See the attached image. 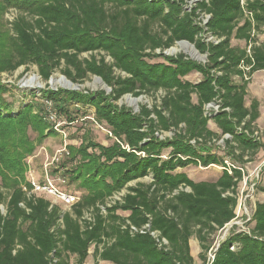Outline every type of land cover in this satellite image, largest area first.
Instances as JSON below:
<instances>
[{"label": "trees", "instance_id": "1", "mask_svg": "<svg viewBox=\"0 0 264 264\" xmlns=\"http://www.w3.org/2000/svg\"><path fill=\"white\" fill-rule=\"evenodd\" d=\"M8 7L22 16L12 24L11 36L0 33V73L35 65L47 81L63 66L62 75L72 83L89 75L101 79L110 88L108 96L47 90L41 97L69 121V102L92 107L94 119L109 128L115 142L103 147L84 140L78 148L68 147L66 163L78 157L74 176L82 177L80 187L88 192L72 212L43 197H27L20 186L25 158L48 126L43 108L33 101L12 116L2 97L8 88L0 84V205L6 206V213L0 212V264H59L65 254L84 264L92 245L94 264H194L193 236L202 264H264V201L255 204L249 232L230 233L207 263L209 236L235 218L240 171L223 169L212 182H195L178 171L191 165L225 167L206 146L220 135H229L225 143H234L241 155L263 147L237 130L249 131L258 118L257 102L245 107L249 81L239 67L250 66V75L264 71V43L251 37L264 26V0H244L243 6L241 0H201L189 9L185 0H0V14ZM232 39L246 46L252 42L250 56L246 46H231ZM179 42L192 45L206 62L163 54ZM83 53H103L111 62L104 56L80 59ZM151 55L163 62L149 63ZM193 72L201 76L196 83L184 79ZM157 92L163 93L159 103L141 105L137 113L114 104L125 95ZM216 102L220 110L209 118L204 106ZM210 119L220 135L209 130ZM29 130L38 138L30 139ZM169 132L172 138L159 139ZM193 140L201 143L193 147ZM91 148L98 154L88 153ZM166 149L170 152L162 158ZM145 177L149 184L127 186ZM123 189L121 201L102 213L99 206ZM145 225L146 233L130 230ZM150 232L167 244L159 246Z\"/></svg>", "mask_w": 264, "mask_h": 264}, {"label": "rangeland", "instance_id": "2", "mask_svg": "<svg viewBox=\"0 0 264 264\" xmlns=\"http://www.w3.org/2000/svg\"><path fill=\"white\" fill-rule=\"evenodd\" d=\"M197 1L201 0H185V8L189 9ZM108 10L110 11L111 9ZM20 16H22V12L15 7H8L5 9L0 14V33L5 36H11L12 24L16 22ZM253 38L255 44L257 45L264 43V26L254 30ZM209 40L211 39L209 38L208 41ZM232 44H240L243 48L246 46L245 42L241 40H232ZM193 50L198 55L197 57L191 54ZM154 54L157 55L159 52H155ZM163 54L165 56H176L180 54L186 59H190L199 64H204L206 62L205 55L198 53L194 47L184 42L176 43L169 50L163 52ZM91 55L95 56L97 59L104 56L106 63L109 64L111 62V60L103 53H83L79 56V58L89 59ZM146 60L149 63L163 62L161 58H155L153 55ZM60 70H63V66L55 70L47 81H44L39 76L38 69L35 65H29L27 69L20 67L12 73H0V84L8 88V91L3 94L2 97L13 110L11 113L12 116L16 115L19 108L27 105L30 101H33L38 103L39 107L43 108L46 119L45 122L48 126V129L46 128L43 132L44 137H41L39 139V143H36V148L33 154L30 157L25 158L27 171L23 175V180L20 181V186L26 184L27 187L30 188L28 182L31 176L35 181L40 182L47 175L50 176L52 184L59 191L73 196L75 198L74 204H76L80 198L88 196V192L80 187L83 180L82 177L74 176V170L79 163L77 161L78 157L75 158V160H71L67 164L66 162L68 159L66 160V158L68 157H62L61 153H59L60 150L64 148L67 150L69 146L78 148L84 140L97 143L103 147H110L115 141L113 137H111L109 128L104 123L97 122L94 119V110L92 107L69 102L66 105L69 117L72 118V121H69L67 117L58 112L52 102L48 104L47 101H44L41 97V92L47 90L52 92H80L83 94H96L103 92L104 96H108L110 88H108L99 78L91 75L83 79L80 84L72 83L64 75H62ZM118 74L119 72L115 71L114 75ZM121 76H123V74H121ZM32 78L33 80H31ZM184 79L191 83H196L201 79V76L198 73L193 72ZM235 80L236 82H239L237 78H235ZM68 81L71 85L78 86L77 89L67 88L65 83ZM248 81L249 86H247V97L245 100L246 106L249 107L253 101L257 102L258 119L251 125L249 131L241 130V132H237L243 133L255 142H259L263 147L255 153L245 152L241 155L240 151L236 149V145L234 143L229 142L230 145L225 143V140L230 141L231 139L229 137L225 138L224 135H220V130L216 129L212 119L208 122V127L216 130L214 133L220 136L218 139L213 138L211 141H207L206 146L211 150V153L217 155L222 162L226 160L241 173V179L238 181L237 188L235 189V218L231 221V223L209 236L208 244L211 243L212 248H215L220 242H222V240L227 239L230 233L249 232V229L253 226L251 217L255 204L264 201V192L260 190V188L264 187V71H257L253 73ZM162 95V92H157L153 95H141L137 98L125 95L114 104L118 107L123 106L131 110L133 113H137L139 106L141 105L151 108L154 103H159V98ZM133 99H139L137 105H132L129 102ZM195 100V97L192 96V101L195 102ZM216 104H218V102H216ZM48 109L51 113H49ZM50 114H53L52 119L49 118ZM27 135L32 140L38 138V136L30 130ZM164 136V138H172L173 133L169 132ZM252 136H254L255 139H252ZM199 143H201V141H198V143L195 141L194 143H191V141L189 142V144L193 147L198 146ZM87 152L90 154H98V151L92 148L88 149ZM169 152L170 149L164 150L162 152V158H165ZM56 155L60 159L53 162L51 165L50 163ZM45 168L49 172L46 175L44 172ZM181 171L195 182H212L215 181L221 173V165H209L207 167L191 165ZM31 172L33 175L30 174ZM149 179L150 177H145L138 181L131 182L127 186L132 187L136 183L149 184ZM126 192L127 190L123 189L118 193L123 196ZM115 194L105 200L104 207L114 205L110 198H112ZM29 195L43 197L52 205L58 206L63 212H72L73 205H65L55 196H50L41 192H32V194L30 193ZM0 212L3 215L6 213V206L4 204L0 205ZM117 213L121 216L128 214L127 212L121 210L117 211ZM94 248L95 247L93 245L90 246L88 250V257L84 264H94ZM189 248L190 254L193 256L195 261L194 264H202V260L200 259L201 249L195 236L190 238ZM76 260L75 256L65 254L60 259L59 264H76ZM97 263L110 264L101 263L100 261Z\"/></svg>", "mask_w": 264, "mask_h": 264}, {"label": "built area", "instance_id": "3", "mask_svg": "<svg viewBox=\"0 0 264 264\" xmlns=\"http://www.w3.org/2000/svg\"><path fill=\"white\" fill-rule=\"evenodd\" d=\"M241 5L243 6L244 5V0H241ZM246 14V16H249V14L248 13H245ZM253 32L254 31H252V34H251V37H253ZM211 39V38H210ZM210 41V40H209ZM251 46H252V42H249V44L246 46V53H247V55L248 56H250V49H251ZM158 52V51H157ZM240 70H242V72H243V79L245 80V81H248L249 79H250V77H251V75L249 74V71H250V66H246L245 64H243V63H241L240 64ZM49 104V103H48ZM49 110V109H48ZM219 110H220V108H219V104H216V103H210V104H207L206 106H204V114L206 115V116H208L209 118H212L216 113H218L219 112ZM49 113H51V111L49 110ZM50 119H52L53 118V114H50V117H49ZM237 131H240L241 132V129L239 128ZM167 133H165V134H162V135H159L158 137H159V139H163L165 136L164 135H166ZM224 137L225 138H230V136L229 135H224ZM252 139H255V137L254 136H252ZM191 143H194V140L193 141H191ZM59 153H61V155H62V157L63 156H68V152H67V150L64 148V149H62V150H60V152ZM60 158L56 155V156H54V158L52 159V161H51V165H52V163L53 162H55V161H58ZM224 163V166L225 167H222L221 166V170H223V169H226L227 171H228V173L230 174L231 173V169H234V167H233V165H231V164H229L226 160L223 162ZM47 168V167H46ZM44 169V172H45V175L47 174V173H49L48 172V170L47 169ZM30 174H32V172L30 173ZM33 175V174H32ZM29 184V186H30V188L29 187H27V185L25 184V185H23L21 188H22V192H24L25 194H26V196L27 197H30L31 195H29L30 193L32 194V192L33 193H38V192H41V193H43V194H47V195H50V196H55L57 199H59L63 204H65V205H74V203H75V198L73 197V196H71V195H68V194H65V193H63V192H61V191H59L53 184H52V179L50 178V176H45L44 177V179L42 180V181H35L34 180V178L31 176V178H30V180H29V182H28ZM30 189V190H29ZM121 197H122V194H119V193H117V194H115L112 198H110L111 199V202L113 203V204H115L116 202H119V201H121ZM22 206V205H21ZM107 206H109V205H107ZM100 208V210H101V212L102 213H104L105 212V207L104 206H100L99 207ZM84 218H86L88 221H90L91 220V215L89 214V213H86L85 215H84ZM234 220V219H233ZM232 220V221H233ZM231 223V222H230ZM229 224V223H228ZM227 224V225H228ZM226 226V225H225ZM224 226V227H225ZM148 229H149V227L147 226V225H145V226H143L141 229H139V230H137V229H135L134 227H130V230H131V232L132 233H135V232H138V233H146V232H148ZM150 236H152L154 239H156V241H157V243H158V245L159 246H161V245H166L167 244V242L164 240V239H161V240H159L158 239V233L157 232H150ZM222 241H224V240H222ZM221 243V242H220ZM219 243V244H220ZM219 244L215 247V248H212L211 247V249H210V251H209V253H208V255H207V263L209 262V261H211L212 260V258H213V256H212V253L215 251V249L219 246Z\"/></svg>", "mask_w": 264, "mask_h": 264}, {"label": "bare ground", "instance_id": "4", "mask_svg": "<svg viewBox=\"0 0 264 264\" xmlns=\"http://www.w3.org/2000/svg\"><path fill=\"white\" fill-rule=\"evenodd\" d=\"M191 54L193 55V56H198L195 52H194V50L191 52ZM31 80H33V78L31 79ZM31 80H30V83H31ZM64 81V80H63ZM66 81V80H65ZM61 82V81H60ZM28 83H29V81H28ZM64 85V84H63ZM65 86L67 87V88H72V89H77V87L78 86H76V85H71V83H69V81L68 82H66L65 83ZM132 105H137V103L139 102V99H133V100H130L129 101Z\"/></svg>", "mask_w": 264, "mask_h": 264}, {"label": "crops", "instance_id": "5", "mask_svg": "<svg viewBox=\"0 0 264 264\" xmlns=\"http://www.w3.org/2000/svg\"><path fill=\"white\" fill-rule=\"evenodd\" d=\"M232 40H236V39H232ZM232 40H231V46H233V47H239V48H243L242 46H240V44L238 45V44H232ZM237 41V40H236ZM239 41V40H238ZM247 86H249V84L247 85ZM248 88V87H247ZM246 97H247V89H246V96H245V100H246ZM195 102H196V100H195ZM245 107H247L248 108V106H246V102H245ZM258 119V118H257ZM257 119L255 120V122L257 121ZM214 125H215V123H214ZM215 127H216V129H218L217 128V126L215 125ZM209 128V127H208ZM209 130H211L212 132H216V130H213L212 128H209ZM178 171H181V170H178ZM138 181V180H137ZM149 181H151L150 179H149ZM128 214H126L125 216H127ZM192 256V255H191ZM192 258H193V256H192ZM193 260H194V258H193ZM101 263H109V262H104V261H100ZM195 262V261H194ZM111 264V263H110Z\"/></svg>", "mask_w": 264, "mask_h": 264}, {"label": "water", "instance_id": "6", "mask_svg": "<svg viewBox=\"0 0 264 264\" xmlns=\"http://www.w3.org/2000/svg\"><path fill=\"white\" fill-rule=\"evenodd\" d=\"M184 43H187V42H184ZM192 46V45H191ZM193 47V46H192ZM101 80V79H100Z\"/></svg>", "mask_w": 264, "mask_h": 264}]
</instances>
